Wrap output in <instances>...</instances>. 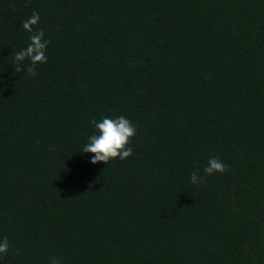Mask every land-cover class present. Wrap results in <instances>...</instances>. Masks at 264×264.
<instances>
[{
    "label": "trees",
    "instance_id": "trees-1",
    "mask_svg": "<svg viewBox=\"0 0 264 264\" xmlns=\"http://www.w3.org/2000/svg\"><path fill=\"white\" fill-rule=\"evenodd\" d=\"M120 116L133 154L92 164ZM5 237L0 264H264V0H0Z\"/></svg>",
    "mask_w": 264,
    "mask_h": 264
},
{
    "label": "clouds",
    "instance_id": "clouds-1",
    "mask_svg": "<svg viewBox=\"0 0 264 264\" xmlns=\"http://www.w3.org/2000/svg\"><path fill=\"white\" fill-rule=\"evenodd\" d=\"M39 20V13L33 12L30 18L22 22L23 29L31 33V36L29 45L14 54L15 72L24 70L21 65L26 59L30 61L27 67V72L30 75H35V68L38 64L47 63L45 52L50 41L44 39L43 29L34 30L33 27L38 25ZM91 123L98 134L89 137V142L83 147L82 152L92 154V164L103 162L108 165L116 158L125 160L133 154V149L128 145L136 135V127L129 119L123 116L114 119L105 117L99 122L93 119ZM203 171L208 176L217 172L224 173L226 165L218 157H212L208 160ZM190 179L193 184L202 182L201 176L196 171L190 174ZM8 250L9 242L5 237L0 242V254L6 255ZM49 264H61V261L53 256L49 258Z\"/></svg>",
    "mask_w": 264,
    "mask_h": 264
}]
</instances>
